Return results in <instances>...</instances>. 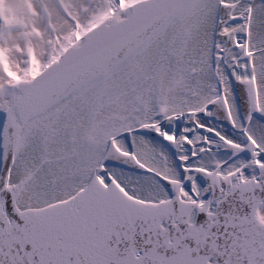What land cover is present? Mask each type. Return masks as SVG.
<instances>
[{
  "label": "snow or ice",
  "instance_id": "snow-or-ice-1",
  "mask_svg": "<svg viewBox=\"0 0 264 264\" xmlns=\"http://www.w3.org/2000/svg\"><path fill=\"white\" fill-rule=\"evenodd\" d=\"M0 264H264V0H0Z\"/></svg>",
  "mask_w": 264,
  "mask_h": 264
}]
</instances>
